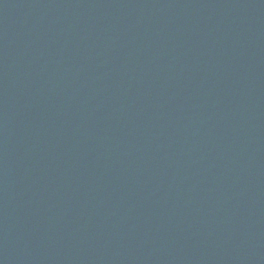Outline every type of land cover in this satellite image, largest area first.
<instances>
[{
	"label": "water",
	"instance_id": "1",
	"mask_svg": "<svg viewBox=\"0 0 264 264\" xmlns=\"http://www.w3.org/2000/svg\"><path fill=\"white\" fill-rule=\"evenodd\" d=\"M0 264H264V0H0Z\"/></svg>",
	"mask_w": 264,
	"mask_h": 264
}]
</instances>
